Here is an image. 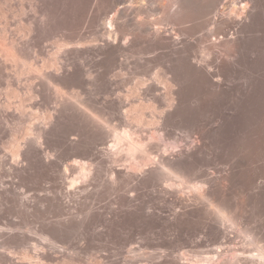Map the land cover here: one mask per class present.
<instances>
[{
  "label": "bare ground",
  "instance_id": "bare-ground-1",
  "mask_svg": "<svg viewBox=\"0 0 264 264\" xmlns=\"http://www.w3.org/2000/svg\"><path fill=\"white\" fill-rule=\"evenodd\" d=\"M142 1L95 0L93 38L55 45L42 65L25 59L17 39H11V51L1 50L0 61L5 71L12 66L18 85L25 74L39 81L27 83L34 103L55 104L53 114L32 124L33 136L12 162L63 167L66 180L76 174L68 182L74 192L91 196L92 182L96 196L114 193L121 208L131 202L121 190L173 188L222 221L213 204L217 179L207 169L226 161L234 174L238 151L264 131V0H168L163 16L153 20L155 9ZM131 75L137 79L127 90ZM25 109L20 102L16 120L23 121ZM53 138L71 149L67 159L39 148ZM58 194L49 204L63 210L67 203ZM174 198L172 204L183 203ZM133 207L131 215L141 218L143 206ZM207 228L216 239L222 234ZM221 256L219 251L193 260L184 254L160 264H230ZM258 257L264 264V251Z\"/></svg>",
  "mask_w": 264,
  "mask_h": 264
},
{
  "label": "rangeland",
  "instance_id": "rangeland-1",
  "mask_svg": "<svg viewBox=\"0 0 264 264\" xmlns=\"http://www.w3.org/2000/svg\"><path fill=\"white\" fill-rule=\"evenodd\" d=\"M167 1L143 0L155 9L149 19L163 16ZM95 11V0H0V56L1 50L11 51V39H17L27 50L25 59L42 65L51 59L56 46L80 36L93 38L97 25L91 18ZM29 27L33 31L30 34L26 32ZM1 62L0 264H128L132 259L135 264H160L184 254L195 260L219 251L230 264H259L258 255L264 251V131H258L250 145L238 151L240 160L234 174H230L226 161L207 169L217 179L219 193L213 204L222 221L210 207L188 200L176 189L168 192L162 186L137 192L121 190L119 194L131 199L132 204H125L122 209L116 194L96 196L98 189L92 182L93 186H87L91 196L74 192L68 184L74 174L67 175L66 180L63 167L25 168L19 159V166L24 165L21 168L12 162L15 152L33 136L32 124H37L38 117L47 112L53 114L55 104L39 99L43 104L36 105L29 85L39 81L25 74L27 79L22 76L20 86L12 77V66L8 65L5 71ZM130 78L127 90L133 87L137 76ZM20 102L26 108L23 121L16 120L20 112L15 108ZM53 139L45 144L41 141L39 145L43 146L39 148L49 156L67 159L71 149ZM57 192L67 203L63 210L49 204ZM172 198L183 203L176 206L170 202ZM134 205L143 206L141 218L131 215ZM194 209L199 210L198 215L189 216ZM206 224L222 232L219 238H215L213 230L206 229Z\"/></svg>",
  "mask_w": 264,
  "mask_h": 264
}]
</instances>
